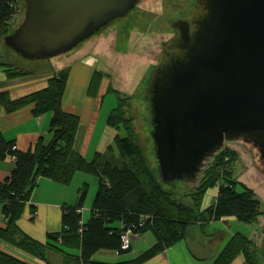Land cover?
Returning a JSON list of instances; mask_svg holds the SVG:
<instances>
[{
  "label": "trees",
  "instance_id": "trees-1",
  "mask_svg": "<svg viewBox=\"0 0 264 264\" xmlns=\"http://www.w3.org/2000/svg\"><path fill=\"white\" fill-rule=\"evenodd\" d=\"M24 2V0H0V38L5 39L12 33L10 22L18 6L24 5ZM193 2L197 4L198 0ZM135 9L134 7L130 13ZM112 24L113 22L109 25L112 27ZM120 25L118 23L116 28L119 36L120 31H123ZM126 26L131 30L134 22H129ZM119 39L131 42L132 47H135L133 38H130V41L126 37ZM163 46L161 45L162 48ZM7 48L18 54L9 46ZM54 57L44 60L51 61ZM158 58L160 62L162 55ZM7 71L14 77L22 74L21 71L13 69ZM54 71L49 84L42 90L18 99H11L7 92L0 93V107H4L8 112L32 105L34 117L52 113L49 137L41 136L33 149L14 150L15 144L6 141L0 133L2 157L9 154L16 158L12 175L0 183V204L3 215L8 219L7 227L0 229L2 240L46 261L48 251L55 250L63 256L65 264H143L157 253L183 240L186 241L190 236L189 229L204 223L205 219L221 221L237 218L247 224L262 220L264 212L261 199L252 186L236 178V164L241 154L236 146H226L223 150L217 151L218 154L208 166L204 167L206 161L203 163L201 170L203 167L204 169L201 172L199 185L184 194L190 196L192 203L177 199L174 191L166 187L167 182H163L160 165L155 168L147 155V148L141 143L133 125L134 119L128 115L129 111L126 109L129 98L121 96L112 86L108 88L107 93H116L118 102L107 122L110 127L118 130L123 128L126 136L118 134L114 145H110L104 152L96 151L92 160L84 158L73 148L80 117L65 111L62 104L69 80V69ZM102 77L100 72L95 71L89 83V90L98 89ZM77 172L98 177V190L90 219L83 222L82 214L78 212L83 208L87 197L88 188L85 185L79 191L77 204L63 207V228L60 232L49 234L47 243L37 241L24 233L19 228L17 220L23 215L27 203L31 200L33 191L38 186V180L46 178L62 185H70ZM170 182L168 183L171 184ZM239 187L240 191H238ZM213 188L218 189L216 201L208 208H202L201 204L207 191ZM35 209V206H31L33 214ZM141 221L145 223L143 227H139ZM80 222L84 224L82 232H78ZM130 224H135L134 231L137 234L153 231L156 243L142 254L127 261L109 263L97 262L93 259L97 252L103 250H111L115 253L119 251V254L132 250L130 248L123 251L121 248V234L124 232L122 227ZM68 248L78 249L79 253L67 251ZM238 255L244 256L243 264H262L261 255L264 256V250L262 247L259 248L249 236L237 232L212 264H231ZM0 264L30 263L0 248Z\"/></svg>",
  "mask_w": 264,
  "mask_h": 264
},
{
  "label": "water",
  "instance_id": "water-1",
  "mask_svg": "<svg viewBox=\"0 0 264 264\" xmlns=\"http://www.w3.org/2000/svg\"><path fill=\"white\" fill-rule=\"evenodd\" d=\"M138 1L25 0V19L5 42L24 58L50 59L128 16ZM172 25L145 101L165 182L192 178L227 140L254 143L264 162V0H198ZM186 241L195 258L211 255Z\"/></svg>",
  "mask_w": 264,
  "mask_h": 264
},
{
  "label": "rangeland",
  "instance_id": "rangeland-1",
  "mask_svg": "<svg viewBox=\"0 0 264 264\" xmlns=\"http://www.w3.org/2000/svg\"><path fill=\"white\" fill-rule=\"evenodd\" d=\"M193 3V0H139L136 4L137 6H135L136 9L131 13L129 12L128 16L126 15L124 18L120 17L119 19L122 20L115 19L112 27L111 25H107L100 30V32L96 31L92 36L83 40L74 48L58 53L57 57H54L51 61L44 59H25L21 57L22 55L19 56V53L18 55L8 49V51H4V55L0 58V67H4L8 60L13 61L15 59V65L10 67H13V70L15 71L24 72L19 76L27 75L25 74L27 70L30 71L29 75H31V73H34L35 75L40 74L42 70L51 66H54L56 71L68 68L69 80L66 90L68 104H74V102H76V105H80L78 108L80 112L83 108H86L85 106L88 104L89 108H91V102H84L77 96L80 88L85 85H81L83 84L82 77H78L75 73V60H84L86 65L94 68L97 67L96 71H98V73L100 72L103 76L102 79L99 80V83L101 82L100 89L99 91L97 89H91L95 92L90 91L89 94H91L93 104L98 105L97 109L100 110V105L103 111L101 114V120L98 125H96L97 130L94 137L91 139V144L89 145L90 153L93 154L97 150L96 146L100 141L99 135L100 138L103 137L100 142V148H102L103 152L110 145L115 144L114 140L118 134L120 136H126L123 128L118 130L115 127H110L107 122L110 113H112L114 108L117 107L118 102L115 96L116 93H107L108 88H111L112 86V88L120 92L119 94L121 96L129 98L128 106L126 108L127 111H129L128 115L133 117V125L140 136L141 143L147 148V155L151 158L152 163L156 168V166H159V162L153 153V136L150 132L151 129H148L149 121L147 120V117H149V115L147 113L145 101L146 95L151 96V94L146 90L148 88L146 80L150 78L152 69L156 66L155 64L158 61L159 54L162 52V42L171 39L175 34V28L172 25L173 20L178 19L180 16L184 17L185 14L183 13L188 10H190L191 13L192 7L196 5ZM14 14V17L10 22L12 33L25 19V4H20ZM129 22H134V27L130 28L131 30L127 29L126 26ZM118 23H120V27L123 28V31H120V36L116 29L118 28ZM120 37H126L129 41L130 38H133L135 47H132L131 42H125L124 39H119ZM3 40L5 46L8 47L5 42L6 40ZM7 69L8 68L5 70ZM50 114L52 118V113ZM250 145H253V147L251 148ZM226 146H236V149L241 152L240 160L238 164H236V178L239 176L238 180L245 181L249 186L254 188L257 196L262 201V211L264 212V171H262L264 170V162L260 157L261 153L259 148L254 143L243 139H236L227 140L219 150H223ZM217 151L212 153L209 158L205 160L206 164L204 167L208 166L211 161L214 160V157L218 154ZM228 159L229 157L226 158V160ZM203 169L201 170L200 168L199 173L197 172L192 178L185 177L171 182L169 181L171 184H167L164 179L163 182L166 183L168 189L172 190V192L174 191V196L177 199L192 203L190 196L184 194L191 192L193 188L199 185ZM87 175L86 181L88 183V193L87 198L85 199L86 201L82 216V220L84 221H87L91 217L93 201L95 200V195L98 190V177L93 174ZM82 181L81 177H76L70 185H64L65 187L63 186L62 188H65L66 190L69 187L73 196L78 199V189L84 187ZM218 185H220L219 182ZM240 190L241 188L239 187L238 191ZM215 192L216 188L207 191L201 204L202 208H208L216 201L217 195ZM203 222L204 223H199L189 229L190 236L188 238H192L193 240L196 238L198 241L204 243L206 247H209L212 251L210 259L206 260L204 263L202 261H196L192 258L188 248H186L187 241L183 240V242L179 244L177 243L171 247L173 252L180 251L182 256L173 258L174 262L172 264H209L211 261L214 262L216 256L220 254L225 248V245H227L237 232L249 236L259 248L263 245L264 215L262 216V220L252 224L243 223L237 218L229 220L223 219L221 221L205 219ZM137 236L140 238L136 243L135 250L139 255L146 249H150V247L156 243V236L151 230L140 235L138 234ZM124 255L125 254L119 256V261L125 259ZM132 256L134 255L130 254V257ZM58 258L62 261L61 257ZM94 260L97 262L113 261L106 259L103 256H98ZM244 261V256L238 255L231 264L235 262H237L235 264H243ZM261 263L264 264L263 255H261Z\"/></svg>",
  "mask_w": 264,
  "mask_h": 264
},
{
  "label": "crops",
  "instance_id": "crops-1",
  "mask_svg": "<svg viewBox=\"0 0 264 264\" xmlns=\"http://www.w3.org/2000/svg\"><path fill=\"white\" fill-rule=\"evenodd\" d=\"M8 48L5 46L4 40L0 38V58L4 55V51ZM8 55V54H7ZM8 57V56H7ZM14 58V57H13ZM12 59V58H11ZM75 60V59H74ZM15 59L13 61L6 62V65L0 67V93L7 92L11 99H18L20 97L27 96L33 92L42 90L47 87L49 84V79L53 76L56 68L54 66L45 68L41 71L40 74L31 73L29 75V70L25 72L27 75L15 77L9 75V72L5 70L14 69L10 67L15 65ZM75 73L78 77H82V82L85 85L80 88L78 92V98L83 100L84 102H91L89 108V104L83 108L80 112L78 110L79 106L74 104H68L67 98V87L65 93L63 95V108L65 111L69 113L76 114L80 117V125L77 131V135L75 138V145L73 148L84 156L87 160H92L96 151H102L100 148L101 139L99 135V143L96 146L97 150L91 154L89 151V145L91 144V139L94 137V134L97 130V126L99 121L101 120L102 108L99 105L100 110L97 109V104H93V99L91 98L90 91L95 92L94 90H89L92 77L97 67L94 68L92 66H88L84 63V60H75ZM24 73V72H23ZM22 73V74H23ZM101 83V82H100ZM68 86V84H67ZM100 89V85L98 87V91ZM96 90V91H97ZM32 105L24 106L20 109H16L14 112H8L4 107H0V133L3 135L6 141L13 142L15 144L18 151H27L29 149H33L38 142L41 136H45L48 138L49 133V125L51 121V114L45 113L41 116L34 117L32 113ZM16 158L13 155H6L2 157V148L0 145V183L4 182L7 178L12 175V171L15 168ZM86 173L77 172L73 178L81 177L82 184L88 185L86 179ZM88 176V175H87ZM239 178V176H238ZM81 184V185H82ZM64 185L59 184L51 179L40 178L38 180V186L33 191V195L31 200L27 203L25 211L22 213L23 215L17 220V224L19 228L31 236L33 239L40 241L42 243H47L49 241V234L60 232L63 228V210L64 206H75L78 202V199L73 196L70 188L68 187L66 190L62 188ZM65 187V186H64ZM81 187L78 189L80 191ZM216 195L218 193V189H216ZM80 195V194H79ZM79 198V197H78ZM87 198V197H86ZM86 201V200H85ZM85 204V203H84ZM31 206L36 207L35 214L31 211ZM84 206L80 210L83 216ZM92 216V209H91ZM83 219V218H82ZM89 220V219H88ZM8 219L3 215L2 212V204H0V229L7 227ZM83 222H85L83 220ZM87 222V221H86ZM141 234V233H140ZM139 234V235H140ZM138 236L132 239V250H129L128 253L124 252L121 254H117L111 250H103L97 252L93 259H96L98 256H103L106 259H110L113 261H102L109 263H117L120 262V255L125 254V259L122 261H127L133 259L139 255V253L135 250L136 243L139 241ZM195 242L202 244L204 247L206 245L201 241H198L194 238ZM135 240V241H134ZM183 242V241H181ZM179 242V243H181ZM178 243V244H179ZM187 246V245H186ZM0 248L10 254L13 255L27 263L30 264H63V256L55 250L48 251V259L43 260L35 255H32L22 249H19L12 244L2 240L0 238ZM187 248V247H186ZM210 250L209 247H206ZM70 252L79 253V250L66 249ZM148 250V249H146ZM145 250V251H146ZM181 250V248H180ZM143 251V252H145ZM192 258L199 262H206V260L210 259L211 255H208L207 258L199 259L195 258V256L191 253L188 248ZM142 252V253H143ZM131 255H134L130 257ZM177 256H181L180 251H175L171 248H167L164 251L157 253L154 257L149 259L143 264H172L174 262L173 258H177ZM58 257L62 258V261L59 260ZM182 257V256H181ZM211 261L209 264H212ZM237 263V262H235ZM233 263V264H235ZM65 264V263H64Z\"/></svg>",
  "mask_w": 264,
  "mask_h": 264
},
{
  "label": "built area",
  "instance_id": "built-area-1",
  "mask_svg": "<svg viewBox=\"0 0 264 264\" xmlns=\"http://www.w3.org/2000/svg\"><path fill=\"white\" fill-rule=\"evenodd\" d=\"M13 149L16 150V146L14 145L13 146ZM78 211V210H77ZM80 213V211H78ZM145 223L144 221H142L139 225V227H142L144 226ZM83 222H80V229L78 232H82L83 230ZM135 226V224H134ZM124 232L121 234V237H122V245H121V248L122 250H129L130 248H132V239H134V237H136L138 234L134 231V229L136 228V226L134 227V229H127L125 226L122 227ZM119 251H117L116 253L118 254Z\"/></svg>",
  "mask_w": 264,
  "mask_h": 264
},
{
  "label": "bare ground",
  "instance_id": "bare-ground-1",
  "mask_svg": "<svg viewBox=\"0 0 264 264\" xmlns=\"http://www.w3.org/2000/svg\"><path fill=\"white\" fill-rule=\"evenodd\" d=\"M141 222H142V221H141ZM134 227H135L134 224H130V225L126 226L127 229H134ZM142 227H143V226H142ZM121 245H122V244H121Z\"/></svg>",
  "mask_w": 264,
  "mask_h": 264
},
{
  "label": "flooded vegetation",
  "instance_id": "flooded-vegetation-1",
  "mask_svg": "<svg viewBox=\"0 0 264 264\" xmlns=\"http://www.w3.org/2000/svg\"><path fill=\"white\" fill-rule=\"evenodd\" d=\"M188 13H190V11H189ZM188 13H187V14H185V15H187V16H188V15H189ZM185 15H184V17H186ZM180 17H181V16H180ZM180 17H179V18H180ZM184 17H181V18H184ZM179 18H178V19H179Z\"/></svg>",
  "mask_w": 264,
  "mask_h": 264
}]
</instances>
